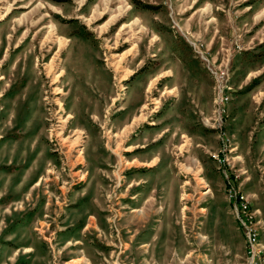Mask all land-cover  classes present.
<instances>
[{"label":"rangeland","instance_id":"374dc122","mask_svg":"<svg viewBox=\"0 0 264 264\" xmlns=\"http://www.w3.org/2000/svg\"><path fill=\"white\" fill-rule=\"evenodd\" d=\"M229 184L264 254V0H0V264H244Z\"/></svg>","mask_w":264,"mask_h":264},{"label":"built area","instance_id":"2783aa9c","mask_svg":"<svg viewBox=\"0 0 264 264\" xmlns=\"http://www.w3.org/2000/svg\"><path fill=\"white\" fill-rule=\"evenodd\" d=\"M198 58L205 62L208 71H210L214 81L216 83V89L218 93H222L225 86V73L222 70H211L209 65H207L206 52L198 51L195 49ZM227 101L226 96L222 95L219 97V103L221 108L218 106L219 115L223 113V105ZM218 121L221 122L218 118ZM227 197L229 198L232 206L234 208L235 217L242 229L245 238V263L244 264H264V254L259 251V244L257 241V233L254 224L251 221V214L247 211V205L241 196L236 197V192L229 184V189L227 190Z\"/></svg>","mask_w":264,"mask_h":264},{"label":"bare ground","instance_id":"6f19581e","mask_svg":"<svg viewBox=\"0 0 264 264\" xmlns=\"http://www.w3.org/2000/svg\"><path fill=\"white\" fill-rule=\"evenodd\" d=\"M133 25H135V26L138 25L139 26L138 20H134ZM54 35H55L54 34V27L53 26H50V30L48 32V37L53 38ZM56 39H57V41H58V43H59L60 46L65 45V40L58 39V38H56ZM131 46L132 47L127 51L128 53H131L132 51H134L136 49V44L135 43H133V45H131ZM50 67H52V65H50Z\"/></svg>","mask_w":264,"mask_h":264}]
</instances>
